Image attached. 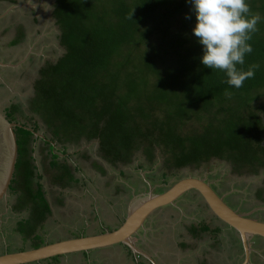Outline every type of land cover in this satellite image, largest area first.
Segmentation results:
<instances>
[{
	"label": "trees",
	"instance_id": "trees-1",
	"mask_svg": "<svg viewBox=\"0 0 264 264\" xmlns=\"http://www.w3.org/2000/svg\"><path fill=\"white\" fill-rule=\"evenodd\" d=\"M247 3L249 14L261 19L249 41L253 51L237 67H259L234 88L222 70L200 63L185 0H54L65 51L39 70L30 101L49 125L56 122L50 141L98 140L111 164L128 162L146 143L149 158L159 147L175 168L211 158L230 161L234 172L264 168V124L261 108L253 105L264 96V0ZM16 134L22 139L16 167L25 188L47 205L41 185L30 186L35 168L25 142L32 134L23 127ZM50 151L49 167H58ZM60 169L69 175L65 165Z\"/></svg>",
	"mask_w": 264,
	"mask_h": 264
},
{
	"label": "rangeland",
	"instance_id": "rangeland-1",
	"mask_svg": "<svg viewBox=\"0 0 264 264\" xmlns=\"http://www.w3.org/2000/svg\"><path fill=\"white\" fill-rule=\"evenodd\" d=\"M53 3L54 0H17L15 2L12 0H0V62L5 64L0 66V112L6 114L5 109L7 107L16 106L14 111L16 119L11 117L13 122L27 127H32L33 124L37 123L39 127L36 135H42V138L34 135L33 142L35 144L30 143L26 154H31L32 159L30 162L35 168L30 185L33 190L37 183H40L43 185V189L50 191L49 185L52 183L53 168L49 167L51 151L50 145L46 142L51 140L52 130L56 122L53 120L51 121L53 124L49 125V122L42 119L38 113L32 110L30 100L34 94V84L40 78L39 70L45 65L55 63L65 51L59 43V27L52 16ZM190 35H192L191 32ZM37 102L33 104V108L37 106ZM253 105L261 108L257 111L260 113L264 124V96L255 101ZM191 122H188L185 128L192 125ZM25 130L28 131L30 129ZM262 137L264 146V132ZM0 139H2L1 131ZM53 145L51 144V147L54 148L53 152L59 155L57 159H60V163L71 169V181L79 179V177L81 179V173H85L87 166L89 167L88 169L94 168L102 174L108 172V190L110 194L112 191H120L119 196L122 195V202L124 201L125 206L133 195L145 196L149 190L156 194L181 178L195 177L210 183L223 197H226V203L238 212H251L252 209L259 208L252 212V217L264 221V198L258 195L259 188H264V169L253 173L250 169L241 167L239 172H234L230 161L218 158H211L197 166L189 165L175 168L169 164L168 155L163 153L159 147L149 151L152 153V158H149L145 149L146 143L142 144L143 146L140 145L131 153L128 162H117L114 164L104 159L97 140L88 142L81 138L75 142L74 140H68L66 143H59L55 140ZM122 181H125V185ZM118 187L124 188L125 192ZM17 188L14 185L9 190L10 196L6 202H0V209L6 204L11 205L12 201L14 206V193ZM52 192H54V196ZM51 194L53 199L58 198V193L55 191H51ZM35 195L36 193H33L31 199L41 204L40 200L37 199L39 195L38 197ZM17 202L16 205H18ZM199 202L200 198L194 192L181 195L175 200L173 206L168 207V213L170 212L171 214L168 215V224L166 225L172 226V228L176 227L180 231L186 230L187 222L200 225L204 223L210 224V217L205 213L204 207L200 208ZM50 206L48 205V207ZM175 206H178L179 209L183 208V214H177L176 218H172L174 213L172 209H176ZM152 220L154 219L148 221L146 228L144 227L142 232L140 231L141 234L138 231L136 236H134L135 244L139 245L137 241L140 239L144 240V245L149 251V243H147L145 237H149V228L154 229L155 224L151 222ZM24 224L26 223L22 221L19 227ZM41 239L43 242L44 239L40 237L37 239V243H40ZM208 239L206 234L196 238L197 241H193L191 244V250L196 251L200 257L207 254L206 250L217 249L218 252L215 251L217 255L212 260L213 264H218L216 261H219V264H240L242 252L240 249H232L231 241L226 240L225 244L221 243V246H219L206 243ZM152 243H154V240ZM249 244H251L252 249V253L250 252V264H264V242L260 243L255 238L251 239ZM120 246L117 249L106 250V253L110 256L109 264H114L113 260L116 259L114 258L116 253L123 257V261L119 262V264H131L130 260L135 264V259L133 260L132 256L138 259L136 254L131 252L125 245ZM23 250L26 249L23 248ZM151 251H153V248ZM229 253H232V261L227 259V254ZM237 255L239 260H237ZM195 257L194 254L193 256L185 254V259L182 258V261H179V259L176 264H179V262L180 264H193ZM234 258L236 261H234ZM168 264H175L173 257L168 256Z\"/></svg>",
	"mask_w": 264,
	"mask_h": 264
},
{
	"label": "crops",
	"instance_id": "crops-1",
	"mask_svg": "<svg viewBox=\"0 0 264 264\" xmlns=\"http://www.w3.org/2000/svg\"><path fill=\"white\" fill-rule=\"evenodd\" d=\"M56 161L58 167L53 168L52 183L49 185L50 191L43 189V185L39 183L43 190V199L47 205L33 201L31 196H33L34 191L30 193L27 191L29 196H26L27 199L22 204L14 207L3 206L0 209V254L22 251L23 248L31 249L35 248L36 245L41 246L69 238L112 231L124 220L127 205L125 206L124 201L122 202V195L119 196L120 191H112L110 194L107 184L108 172L102 174L94 168L88 169L87 166L85 173H81V179L76 176L79 179L71 181V169H69V175L63 174L64 169H60L63 164L60 163V159ZM122 182L125 185V181ZM118 188L125 192L124 188ZM51 191L58 193L57 199H53L52 194L54 192L50 195ZM48 205L51 206L48 207ZM175 207L176 209H172V211L176 214L172 218H176L177 214H183V208ZM152 215L144 222L146 228L148 221L154 219L151 221L155 224L154 229L149 228V237L146 238L144 235L145 240L149 243L150 251L145 247L144 240H138L139 246L148 254L150 259L138 263V259L132 256L133 260L135 259V264H168V256L173 257L176 264L179 259V261L183 260L185 254L196 256L193 264H213L212 260L217 255V249L206 250L207 254L200 257L196 251L191 250L192 242L197 241L196 238L205 234L209 238L206 243L210 245L221 246V243L225 244L226 240L231 241L232 249L237 250L235 246L239 245L237 233L221 222L216 221V224L211 222L201 225L187 222L186 230L179 231L176 227L174 229L172 226L166 225L168 224V205L158 209ZM22 221L26 224L19 227L18 223ZM202 225H206L207 229L202 230ZM140 231L142 232V230ZM150 231L151 233H149ZM40 237L44 239L43 242L45 243L42 242V239L40 243H37V239ZM153 240L154 243H152ZM119 246L114 245L87 252L70 253L28 264H109L110 256L106 250L117 249ZM152 248L153 251H151ZM212 248L214 247L212 246ZM236 257L239 260L238 255ZM114 258H116L113 260L114 264L123 261V257L117 253ZM227 259L232 261V253L227 254ZM234 261H236L235 258ZM216 262L219 264V261ZM130 263L133 264L131 260Z\"/></svg>",
	"mask_w": 264,
	"mask_h": 264
},
{
	"label": "water",
	"instance_id": "water-1",
	"mask_svg": "<svg viewBox=\"0 0 264 264\" xmlns=\"http://www.w3.org/2000/svg\"><path fill=\"white\" fill-rule=\"evenodd\" d=\"M4 65L0 62V66ZM15 127L19 128L22 125L10 122L4 113L0 112V131L2 134V141L0 142L2 153H4L0 157V202L6 201L9 196L18 156ZM29 131L33 132L31 129ZM189 191L196 192L208 211L222 224L238 234L244 249L241 264H247L250 253L249 241L258 238L260 242H264V222L253 219L246 213H238L224 201L223 197L208 182L195 177L181 178L160 193L154 194L149 190L145 196L133 195L127 203L124 220L112 231L69 238L31 249L0 254V264H28L60 255L103 249L114 245H125L137 256L142 255L149 258L148 254L138 244H135L134 236L144 228V222L156 210L173 204L176 199Z\"/></svg>",
	"mask_w": 264,
	"mask_h": 264
},
{
	"label": "clouds",
	"instance_id": "clouds-1",
	"mask_svg": "<svg viewBox=\"0 0 264 264\" xmlns=\"http://www.w3.org/2000/svg\"><path fill=\"white\" fill-rule=\"evenodd\" d=\"M185 3L190 5L194 17L191 34L201 46L200 63L209 69L222 70L224 82L240 88L259 67L252 65L240 70L237 65H243L245 55L253 51L249 41L261 17L249 14L247 0H185ZM191 17L185 14L186 19Z\"/></svg>",
	"mask_w": 264,
	"mask_h": 264
},
{
	"label": "flooded vegetation",
	"instance_id": "flooded-vegetation-1",
	"mask_svg": "<svg viewBox=\"0 0 264 264\" xmlns=\"http://www.w3.org/2000/svg\"><path fill=\"white\" fill-rule=\"evenodd\" d=\"M35 90V89H34ZM35 97V93L33 94V97L31 98V99H33ZM30 101H32V100H30ZM13 108H15L14 106H12ZM12 107H7L6 109H5V111H6V114H4L5 115V117L10 121V122H13V119H11V117H13L14 119H16V117H15V115H14V111H15V109H13ZM15 123H17V122H15ZM19 124V123H18ZM20 125H22V127L24 128H29V129H31L33 132H30L29 130V132L32 134V136L31 137H28V139L26 140V142H25V145H27V147H30V143L31 144H35L34 142H33V138H34V135L35 136H39V137H41L42 138V135H36V131L38 130V126H37V123H35V125L33 124L32 125V127H27V126H25V125H23V124H20ZM16 128L17 127H15L14 128V132H15V135H16V142H17V147H18V141L19 140H21L22 141V139L20 138L19 139V136L16 134ZM24 128V129H25ZM53 141H55V140H53ZM53 141H48V142H46L47 144H49L50 146H51V144L53 145ZM54 146V145H53ZM54 150V148L52 147V151ZM54 153V152H53ZM29 155H31L30 153H29ZM17 161H18V156H17V160H16V163H15V169H14V174H13V179H12V181H11V185H10V187L12 188L14 185H16V188H17V191L14 193V198H15V203H14V206L16 205V201H18L17 203L18 204H22V202H24V201H26V196H29L28 195V193H27V189L25 188V184H24V179L22 178V176H21V174H20V172H19V170H18V168L16 167V164H17ZM264 168H262V169H259V170H263ZM258 170V171H259ZM257 171V172H258ZM17 174V175H16ZM238 174V173H237ZM32 179V178H31ZM66 179V178H65ZM206 181V180H205ZM207 182V181H206ZM209 185H210V183H208ZM211 186V185H210ZM212 187V186H211ZM213 188V187H212ZM214 189V188H213ZM9 190H11V189H9ZM220 196H222L223 197V195L222 194H220L216 189H214ZM162 192V191H161ZM190 192H194V191H189V193ZM160 193V192H159ZM188 193V192H187ZM196 195H197V193L196 192H194ZM258 195L261 197V198H264V188L263 187H261V188H259V190H258ZM186 194V193H185ZM10 196V195H9ZM9 196H8V198H9ZM198 196V195H197ZM25 197V198H24ZM181 197V196H180ZM7 198V199H8ZM7 199H6V201H7ZM223 199H224V201L225 202H227L226 201V197H223ZM5 201V202H6ZM9 201V200H8ZM3 202V201H2ZM175 202V201H174ZM199 206H200V208L202 207H204L203 209H205L206 210V212L205 213H207V215H209V217H210V221H209V223H214V222H216V221H218V222H220L216 217H214L209 211H208V209H207V207L204 205V203L201 201V199H200V202H199ZM172 205H174V204H171V205H168V207L169 206H172ZM6 206L8 207V206H10V207H14L13 206V201H12V204L11 205H7L6 204ZM230 206V205H229ZM231 207V206H230ZM231 208H233V207H231ZM234 209V208H233ZM259 208H256V209H252L251 210V212L250 211H248V212H244V213H246V214H248L249 215V217H251V218H253V219H255L254 217H252V212H254V211H256V210H258ZM235 210V209H234ZM157 211V210H156ZM235 211H237V210H235ZM238 212V211H237ZM238 213H241V212H238ZM171 213L169 212L168 213V215H170ZM153 216V215H152ZM173 216H174V213H173ZM215 219V220H214ZM258 221H260V220H258ZM205 224V223H204ZM237 236H238V234H237ZM238 238H239V236H238ZM255 239V238H254ZM257 240H259L258 238H257ZM260 241V240H259ZM137 243H138V241H137ZM238 244L239 245H236L235 246V248L237 249V250H239L240 249V251L242 252V261H243V252H244V249H243V245H242V242H241V240H240V238H239V241H238ZM249 245V248H250V252H251V244H248ZM239 246V247H238ZM141 247V246H140ZM88 251H91V250H88ZM87 252V251H86ZM252 253V252H251ZM251 253H249V260H248V263L247 264H250V259H251ZM137 258H138V263L139 262H141V261H146L148 258L147 257H145V256H142V255H138V256H136ZM139 258H141V259H139ZM242 261L240 262V264L242 263ZM142 263V262H141ZM151 264V263H150Z\"/></svg>",
	"mask_w": 264,
	"mask_h": 264
},
{
	"label": "bare ground",
	"instance_id": "bare-ground-1",
	"mask_svg": "<svg viewBox=\"0 0 264 264\" xmlns=\"http://www.w3.org/2000/svg\"><path fill=\"white\" fill-rule=\"evenodd\" d=\"M0 141H2V140L0 139ZM1 154H4V153H2V145H1V142H0V157L3 156Z\"/></svg>",
	"mask_w": 264,
	"mask_h": 264
}]
</instances>
